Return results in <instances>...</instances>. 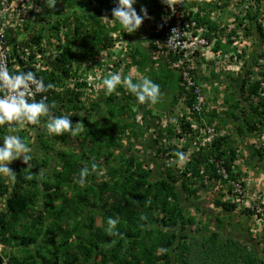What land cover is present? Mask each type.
<instances>
[{
	"label": "trees",
	"instance_id": "obj_1",
	"mask_svg": "<svg viewBox=\"0 0 264 264\" xmlns=\"http://www.w3.org/2000/svg\"><path fill=\"white\" fill-rule=\"evenodd\" d=\"M233 1L186 0L180 9L183 19L196 23L187 34L206 40L205 45L193 46L194 54L189 57L185 50L159 45L165 37L162 21L166 18L173 24L174 18L158 0H137L134 4L139 14L142 7L147 8V20L154 18L153 23L149 19L155 33L148 43L144 40L147 20L135 32H125L112 15L115 0H53L43 5L39 14L43 20L53 13L61 15L57 23L49 25L51 28L59 29L63 23L68 27L66 43L59 45L61 52L55 54L51 72L42 76L45 84L54 85L44 92L49 115H72L74 130L62 135L50 133L49 141L48 117L44 116L40 119L44 125L32 133L35 137L29 136V130L19 131L32 149V159L26 164L18 158L8 165L15 173L14 179L8 177L11 186L8 178L0 176V198L4 201L0 206L6 208L0 210V264H264V226L262 234L254 238L256 242L225 230L222 220H218L217 229L200 233L202 228L195 226V217L183 199L189 192L197 195L200 187L208 191L211 183L232 179L244 191L221 188L212 201L225 212L234 211L237 205L229 198L251 199L244 179L248 171L259 169L264 162V145L257 148L241 143L242 138L257 131L264 135L263 112L258 110L264 107V99H256L261 80L252 77L257 50L251 52V58L241 55L244 61L236 74L223 77L222 71L217 73L219 66L229 61L219 60L218 52L227 53L229 46L222 42L226 32L217 15ZM243 2L246 0H236L237 5ZM260 7L261 0L253 2L245 15L248 26L237 16L238 28L233 27L228 34L248 36L256 27L258 37L264 38L258 22L264 14ZM103 12L111 24L100 21ZM112 33L126 42V48L122 45L115 57L109 52L117 42ZM7 39L11 43L14 36L7 35ZM30 41L41 46L42 29L31 34ZM25 43L24 48L30 46ZM102 47L109 49L107 57L111 60L98 62L99 69L110 67L113 73L114 69L128 72L136 68L134 82L147 76L160 85L158 102L141 104L121 84L110 95L100 92L102 95L85 107L82 95L88 84L79 74L81 64L99 54ZM13 51V66L31 69L27 56L32 59L33 55L24 49L21 53ZM205 60L210 62L209 71L202 66ZM186 78L193 83L188 84ZM221 81L230 87L223 99L217 88ZM200 99L203 109L195 108ZM104 104L107 110L100 113ZM92 110L100 113V119H93ZM230 119H237L233 128L219 132L220 122ZM203 128L208 134L211 130L210 140L201 134ZM0 130L5 135L1 126ZM171 134L182 137L186 143L180 150L190 153L179 171L164 159L174 148L161 140ZM44 145L50 150L43 151ZM221 160L228 179L216 171ZM245 164L248 168H241ZM84 168L88 175L81 185ZM261 196L256 193L254 199ZM244 211L263 217L264 202L258 210L249 207ZM116 217L119 223L114 234H109L108 220Z\"/></svg>",
	"mask_w": 264,
	"mask_h": 264
},
{
	"label": "clouds",
	"instance_id": "obj_2",
	"mask_svg": "<svg viewBox=\"0 0 264 264\" xmlns=\"http://www.w3.org/2000/svg\"><path fill=\"white\" fill-rule=\"evenodd\" d=\"M50 1L53 0H8L6 3H3V0H0V24L2 26L1 29L2 36H0V44L3 46V48H5V51L7 53V63H6L7 66L0 64V126L5 131V135H4L0 130V176L2 175L5 178L8 177H11L13 179L15 178V173L8 166L13 160L22 158L23 162L28 164L32 159V156L30 155L32 149L25 142V140L21 136H19L20 130H29L30 131L29 136L35 137L36 135L35 134L33 135L32 133L34 132L35 129L37 130V127L44 125V123H42L40 120L41 117L44 116L48 117V120H45L46 128L48 130L47 136H49L50 133L55 135H62L65 132H70L74 130L72 121L70 119L72 115L70 114L60 115V116L49 115L50 105L46 102V94L44 93L52 89L54 85L51 83L45 84L42 76L43 74H46V72H51L53 66V60L57 56L55 54H59V51L61 50L59 45L61 43L65 45L66 34L68 32V27L64 23L60 25L59 29L50 27L51 25H53V23H57L58 18H60L59 16H61L60 14L56 15L55 13H53L52 16L47 20H43L40 17L39 14L43 10V5L46 4V2L49 3ZM158 1L160 4L163 5L165 12H167L169 9L167 10L165 6L170 5L172 2L176 3L177 0H163V2L161 0ZM136 2L137 0H115L116 7L112 9V15L114 19L118 20L119 23L123 26L125 32L128 33H133L136 30H138L141 24L143 23V20L148 17V11L147 8L145 7H142L140 9V13H142V15L137 12L136 8L134 7V4H136ZM245 4L246 2L237 5L235 0V2L233 1V3H231L229 7H233V10H236V8L239 7L240 8L239 11H236L235 13L230 11L229 15L225 12H222V17L226 19V22L225 20L222 21L223 23L227 24L224 25V28H222V30L226 31V36H228L227 38L228 40L222 42L225 44V46H229V47H227L228 48L227 53L221 54L218 52V56L222 60L224 58H228L229 61L225 65L231 67L232 70L236 72L240 69L244 61L241 55L251 58L250 56L251 52L255 51L258 48V47L253 48L252 45H254L255 41L257 40L256 38H258V40L260 38L257 35L256 27H253V32L251 34L252 42L249 43V47H247L248 44L242 45L241 47L240 46L237 47L236 46V44L238 43L237 39L243 36L244 34L240 33L241 36H238V33H236V35L228 34V31L233 27L238 28L237 26L239 22H236L237 16H239L238 17L239 20L243 19L244 22L243 24L245 26H248L249 20H247L248 18H246L245 15H247L248 8H250L251 4L247 9L245 8ZM102 14L103 13H101V15ZM262 17H264V14L262 15ZM52 18L54 19L53 22L51 21ZM261 18L258 20V22L262 25V29L264 30V23L261 22ZM29 20H31L30 23ZM38 29H42L41 46L37 45L35 42L32 43L30 41L31 34H33ZM7 35L14 36V39L11 43L8 41ZM260 39L264 40V38H260ZM25 42L30 43V46L29 47L26 46L24 48L23 44L26 45ZM205 44L206 43H204L203 45ZM247 48L250 49L249 52H247ZM23 49L25 50L26 53L29 52V54L33 55L32 59L29 56H27L30 59L28 61L30 63H27L28 66L31 68L29 70L27 69L23 70L20 67V65L13 66V58H11V52H14L13 50H17V52L21 53ZM193 54L194 53L190 51L189 54H185V56L189 57L192 56ZM262 57H264V55H262ZM256 58L257 60L259 59V57ZM11 66H12L11 70L13 71V73L10 72ZM176 67L178 68L180 66L176 65ZM253 69L255 70V72L254 74H252V77L253 78L258 77V79L261 80L260 91H259L260 94L257 95L256 98L261 100L264 99V60L262 62L258 61V63L255 65ZM184 72L186 73V71ZM258 73H261V75H258ZM82 77L83 80H85L88 84L87 88L84 89L85 94L82 95L83 98L82 103L86 104L85 103L86 93L89 90L91 91L94 89L95 82L93 80L88 79L85 76ZM189 80L190 79H187L188 84H189ZM66 83H68V81ZM103 84L106 88V94L108 95L116 91L117 86L122 84L125 89H127L132 94H134L137 101L141 104L145 102H148L150 104H155L158 102L159 97L161 95L160 85L147 76L140 78L138 82H134L131 74L125 76L122 80L121 74L119 72L109 73V75L103 79ZM33 85L35 86V91L38 93L33 94L31 87ZM37 98H39L40 100L37 101ZM92 98L94 97L92 96L90 100ZM199 101L201 103V108L203 109L204 106L202 100L200 99L198 100V102ZM209 107H211L210 104ZM258 110L259 112H263L262 114L263 117L261 118V120L262 122H264V107L260 106ZM258 119L259 117L256 118L254 122H258ZM32 124H38V126H33ZM162 125L164 128L167 127L165 118L162 119ZM209 131L211 130L209 129ZM200 132L206 141L211 139V137L207 138V135L209 134L208 132H206L204 128L201 129ZM255 134L258 135L259 138L258 141L261 142L257 146L259 147L263 146L264 135H262L258 131L253 133L252 135ZM48 138H49L48 140L51 141L50 136ZM180 141H183L181 145L179 144ZM258 141L252 145L254 147H257L256 144L258 143ZM161 143L164 144L166 147L171 146V148L172 147L174 148L173 154L171 153V156L164 158L165 162L167 163L169 162L171 167L174 169V171L181 170L184 167V165L187 163V158H189L190 156L189 152H183L182 150H180V148L185 145L186 143L185 140L182 137H178L176 135L171 134L165 137L163 140H161ZM47 150H50V148L49 147L47 148V146L44 145L43 151H47ZM95 167L96 165H93V168ZM216 168H217L216 169L217 173L222 175L223 178L228 179V174H227L228 171L226 170L225 164L223 163L222 160L221 162L219 161L216 163ZM87 175H88V169L87 168L82 169L80 172L81 185L84 184ZM245 179H247V177H245ZM190 180L192 179L190 178ZM11 182L12 180L8 178V184L10 186L12 185ZM235 183L238 182L231 179L228 181V183H223L220 180L216 184L213 183V185L215 186L216 192L218 189L221 188L226 189L228 186L232 187L235 191L238 192L244 191V189L243 188L241 189V187L240 190H236L235 189L236 186H234ZM212 186H210L209 189ZM190 190H193V186L191 184H190ZM200 192H205V191L198 190L196 193L197 195L190 194L189 192L186 195V197H183V199L193 196L194 198H199V200L200 199L202 200L200 196ZM229 199L232 202H235L237 205L236 209H240L242 212L245 208L247 209L249 207L254 208V210L259 209L257 207L258 202L255 199L253 200L252 198L247 199L243 197L239 201L237 200V198H233L232 196ZM2 200L3 199L0 198V203L4 202ZM262 201L264 202V200ZM211 202L213 206H216L213 203V201ZM4 209H6L5 206H0V210H4ZM190 213L193 214L191 210ZM244 213H249V212L244 211ZM248 216L252 217L255 226L256 225L262 227L264 226V222L261 220L262 219L261 216H258L256 213L248 214ZM118 223H119L118 217L109 218L108 220L109 234H114L113 229L116 228V225ZM0 250H2V246H0Z\"/></svg>",
	"mask_w": 264,
	"mask_h": 264
},
{
	"label": "rangeland",
	"instance_id": "obj_3",
	"mask_svg": "<svg viewBox=\"0 0 264 264\" xmlns=\"http://www.w3.org/2000/svg\"><path fill=\"white\" fill-rule=\"evenodd\" d=\"M234 2H235V0H234ZM239 10H240L239 7H237L236 10H233V7L226 8L223 11H221L220 14L217 15V18L219 20H225V22H226V19L222 17V12H225L229 15L230 11L235 13L236 11H239ZM260 10L264 12V0H261ZM99 19L102 23L108 22L109 24H111V20H110L109 15L107 13L103 12V14L100 15ZM149 19L151 20L152 23L154 22V18L149 17ZM149 19L147 20L145 18V20H147L146 21L147 25H145L146 26L145 29L148 30V34L144 38L146 43L151 42L152 34L155 33L154 27H150L152 25V23L149 22ZM261 22L264 23V17L261 18ZM224 25H227V24L222 23V28H224ZM221 32H223V31L221 30ZM224 32H226V31H224ZM111 36H113L114 41H117L112 46V49H110L111 51H109L110 53H113L114 57H115L116 54H118V52L120 51L119 49H120V47H122V45H125V48H126V42L125 41L120 42L119 40H117L119 38L118 33H112ZM251 36L252 35H248V36L243 35V36L239 37L237 39L238 43L236 44V46L241 47L242 45L248 44L247 47H249V43L252 42ZM227 38H228V36L225 35L223 37L222 41H227L228 40ZM256 39L257 40L255 41L254 45H252V47L253 48H255V47L259 48V50H258V48L256 49L257 53L259 55V59L257 60V58L255 57L254 61L257 60L259 62H262L264 60V57H262V55H264L263 54V52H264V40H262L260 38H259V40H258V38H256ZM107 50H109V49H104L103 47L100 48L99 54L95 55V53H94L92 58L85 59L81 64L79 74L80 75L82 74L83 76H85L88 79L93 80L95 82L94 89L91 91L89 90L86 93V97H85V103L86 104H89L90 98L92 96L94 98H97V97H100V95H102L103 93L106 94V88L103 84V79L109 75V73H110L109 68L110 67L104 66L101 69H99L97 64L101 60H106V61L111 60L107 57L108 56ZM249 51H250V49L247 48V52H249ZM221 54H223V53L221 52ZM109 57H110V55H109ZM237 59H239V58H237ZM113 60H114V58H113ZM219 60L222 61L221 58H219ZM114 62H116V61H114ZM209 63H210L209 60H205V62L202 63L203 68L208 70V71L210 70V67H208V66H210ZM120 67H123V66L120 65ZM219 67H220V70H217L218 71L217 73L222 71L223 77H225L226 74L231 75L232 72L234 74H236V71L232 70L231 67L226 66L225 63L223 64V66H219ZM85 70H88V72ZM112 72L116 73L118 71H115V69H114V71H112ZM210 72H208V73H210ZM104 73H106V74L104 75ZM119 73L121 74V77H122V75L127 76L129 74H131L132 77H134L135 75L138 74L136 68H132V67L129 68L128 72H125V70L120 69ZM217 88L219 90L218 96L221 99L224 98L226 93H228V92L230 93V91L227 89V88L230 89V87L227 86L226 82L224 83L221 81L219 83V85L217 86ZM100 92H102V94ZM166 97L167 96H164V98H166ZM207 97H210V96H207ZM87 106L88 105H85V107H87ZM107 106L108 105L104 104L103 107L100 109L101 110L100 113L106 112ZM225 106L226 105H224V107ZM221 108H223V107H221ZM82 112L84 115L85 110H83ZM100 113L95 112V110L91 111V115L93 116L94 120H97L98 118L100 119V116H99ZM163 118H165V117H163ZM235 121H237V119H230L226 122L221 121L220 126L218 125V127H219L218 131L219 132H225L226 128L228 130L232 129L233 123ZM216 123H217V121L215 120L214 124H216ZM77 125L80 126L78 122H77ZM210 132L211 131H209V135L211 134ZM234 132L237 134V131L234 130ZM209 135H207V138L212 137L211 135L210 136ZM258 140H259L258 135H256V134L250 135L249 134L247 137L242 138L241 143L243 145H251V144H255V142H257ZM182 142L183 141H180L179 144L181 145ZM259 143H261V142L258 141L256 146ZM258 147L259 146H257V148ZM246 167H247L246 164L244 167L241 166V168H244V169H247ZM245 182H246V186H245L246 191L249 192L252 199H254V197L256 196V193H259L260 195H262V199H261V197H259L257 199L258 204H260L261 201L264 200V162L261 163V166L259 169H253V170H250L248 172V176H247V179H245ZM212 185H213V183L210 184V186H212ZM215 190L216 189H215L214 185L208 191L204 190L201 187L199 189V191H205V192H200V196H201L202 200L201 199L199 200V198H194L193 196L192 197L190 196L188 198H184V201L186 202L187 207L190 208V210L192 211V213L195 217V220H196L195 226L198 228L199 227L202 228L200 233H209V232L213 231L214 229H217L218 225H219L218 220H222L221 223L224 224L225 230H229L233 234H237V236L242 235L248 241L256 242V240L254 238H257L258 236H260V234H262V230H261L262 226H258V225L255 226V223H254V220L252 219V217L248 216L249 213H244L240 209H236L234 211L227 210L225 212L221 209V207L213 206L212 202H211L212 201L211 197H213V194L215 195L217 193ZM258 249H259V247H258Z\"/></svg>",
	"mask_w": 264,
	"mask_h": 264
},
{
	"label": "built area",
	"instance_id": "obj_4",
	"mask_svg": "<svg viewBox=\"0 0 264 264\" xmlns=\"http://www.w3.org/2000/svg\"><path fill=\"white\" fill-rule=\"evenodd\" d=\"M8 0H3V3H6ZM163 2V0H161ZM257 0H246L245 8L247 9L250 4L256 3ZM186 0H177L176 3L172 2L170 5L165 6V8L171 11L170 16L174 18L173 24L168 23L167 19L165 18L162 23L165 26V37L164 40H159V45H166L169 48H174V50H185V54H189L190 51H194L195 48L193 46H202L204 43H206V40L200 37H193L192 35H188V30L195 26L196 23L194 21H189L191 19H183V13L180 9L184 7ZM189 27V28H188ZM2 26L0 24V36H2ZM188 35V39L185 38V36ZM7 63V53L5 51V48L0 44V64H3L5 66ZM179 63H183L182 60L179 61ZM189 83L192 84L193 81L189 80ZM32 87L33 94L38 93L35 91V86ZM195 108H201L200 101L195 104ZM236 190H240L239 183H235ZM258 208H260V205H257ZM264 222V216L261 219Z\"/></svg>",
	"mask_w": 264,
	"mask_h": 264
}]
</instances>
